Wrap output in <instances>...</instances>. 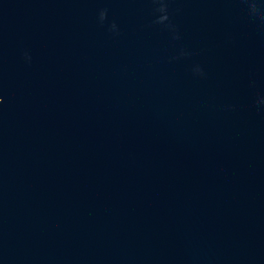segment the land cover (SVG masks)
<instances>
[{"label": "water", "instance_id": "obj_1", "mask_svg": "<svg viewBox=\"0 0 264 264\" xmlns=\"http://www.w3.org/2000/svg\"><path fill=\"white\" fill-rule=\"evenodd\" d=\"M0 264H264V0H0Z\"/></svg>", "mask_w": 264, "mask_h": 264}]
</instances>
